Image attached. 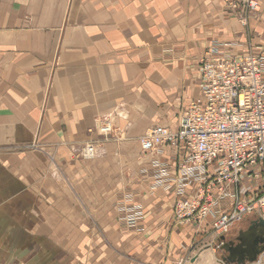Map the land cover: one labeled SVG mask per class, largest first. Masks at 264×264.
I'll list each match as a JSON object with an SVG mask.
<instances>
[{
    "label": "crops",
    "instance_id": "obj_1",
    "mask_svg": "<svg viewBox=\"0 0 264 264\" xmlns=\"http://www.w3.org/2000/svg\"><path fill=\"white\" fill-rule=\"evenodd\" d=\"M256 1L243 27L224 0H0V264H214L211 225L172 224L156 165L174 177L176 154L139 138L179 126L210 49L264 48Z\"/></svg>",
    "mask_w": 264,
    "mask_h": 264
},
{
    "label": "built area",
    "instance_id": "obj_2",
    "mask_svg": "<svg viewBox=\"0 0 264 264\" xmlns=\"http://www.w3.org/2000/svg\"><path fill=\"white\" fill-rule=\"evenodd\" d=\"M224 3L243 27L261 12L256 0ZM199 74L201 96L181 111L179 126H153L139 140L144 156L163 148L176 154L174 177L156 165L160 186L175 192L172 224L196 225L200 232L211 225L223 237L249 217L264 220V48L233 55L210 49ZM90 131L105 141L114 126L104 121ZM98 145L86 144L84 159H94ZM122 204L124 227L140 231L144 212Z\"/></svg>",
    "mask_w": 264,
    "mask_h": 264
},
{
    "label": "flooded vegetation",
    "instance_id": "obj_3",
    "mask_svg": "<svg viewBox=\"0 0 264 264\" xmlns=\"http://www.w3.org/2000/svg\"><path fill=\"white\" fill-rule=\"evenodd\" d=\"M252 221L249 223V227L246 229H242L239 231L238 235L234 238V240L227 239L225 236L224 240V246L222 247V252L224 255V262L223 264H242V260L247 261V259L252 256V253H243V248L245 249V246L243 245L242 241L239 239L240 237L244 238L246 241L248 240L249 236L241 235V232H247L250 230V228L253 226L254 222H256L258 219L253 217L251 219ZM257 236H260L259 238L264 237V229L262 230L259 226H254V238L256 240ZM236 239V240H235ZM244 240V241H245ZM264 247V242L259 243L255 245V250H258L260 248ZM226 262V263H225ZM248 263V262H247ZM246 263V264H247Z\"/></svg>",
    "mask_w": 264,
    "mask_h": 264
},
{
    "label": "water",
    "instance_id": "obj_4",
    "mask_svg": "<svg viewBox=\"0 0 264 264\" xmlns=\"http://www.w3.org/2000/svg\"><path fill=\"white\" fill-rule=\"evenodd\" d=\"M254 226H259L262 230L264 229V220L258 219L256 222H254L253 226L250 228L247 232H241L240 234L244 236H249L248 240L246 241L244 238L240 237L239 239L242 241L243 245L245 246V249L243 248V253H252V256H250L247 261L242 260V264L257 262L259 257L264 254V247L255 250V245L259 243L264 242V237L259 238L260 236H257L256 240L254 238ZM222 241L226 240L225 236L221 237ZM245 240V241H244Z\"/></svg>",
    "mask_w": 264,
    "mask_h": 264
},
{
    "label": "rangeland",
    "instance_id": "obj_5",
    "mask_svg": "<svg viewBox=\"0 0 264 264\" xmlns=\"http://www.w3.org/2000/svg\"><path fill=\"white\" fill-rule=\"evenodd\" d=\"M109 139H111V137H109L108 140ZM100 140H101V144L99 143V145H98L99 147L102 146V144L105 142L104 139H100ZM85 146L80 151V155L83 157V159H84V156L82 155V152H83V149L85 148ZM85 160H87V159H85ZM252 218H253V216L251 218L249 217V218L245 219L243 222L239 223V225L237 227H235L230 233H228L226 238L227 239L231 238L232 240H234V238L238 235L239 231L249 227V225H250L249 223L252 221L251 220ZM256 219H258V218H256ZM217 246H218V243H217L216 247H214V254H215L214 264H223V262L225 261L223 259L225 254L222 252V248L218 249ZM248 264H251V263H248ZM253 264H264V255L261 257V259H259L257 262H255Z\"/></svg>",
    "mask_w": 264,
    "mask_h": 264
},
{
    "label": "bare ground",
    "instance_id": "obj_6",
    "mask_svg": "<svg viewBox=\"0 0 264 264\" xmlns=\"http://www.w3.org/2000/svg\"><path fill=\"white\" fill-rule=\"evenodd\" d=\"M203 253V252H202ZM208 254V256H210V259L212 260V259H214V254H213V252L212 251H210V252H208L207 253ZM259 259H260V257H259ZM258 259V260H259ZM208 261V260H207ZM203 264V263H202Z\"/></svg>",
    "mask_w": 264,
    "mask_h": 264
}]
</instances>
